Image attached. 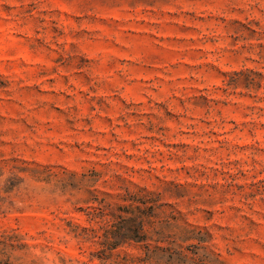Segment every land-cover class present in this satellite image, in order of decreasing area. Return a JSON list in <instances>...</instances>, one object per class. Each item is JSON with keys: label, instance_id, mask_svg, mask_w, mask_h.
<instances>
[{"label": "rangeland", "instance_id": "rangeland-1", "mask_svg": "<svg viewBox=\"0 0 264 264\" xmlns=\"http://www.w3.org/2000/svg\"><path fill=\"white\" fill-rule=\"evenodd\" d=\"M167 260L264 264V0H0V264Z\"/></svg>", "mask_w": 264, "mask_h": 264}, {"label": "trees", "instance_id": "trees-1", "mask_svg": "<svg viewBox=\"0 0 264 264\" xmlns=\"http://www.w3.org/2000/svg\"><path fill=\"white\" fill-rule=\"evenodd\" d=\"M144 226H145V222H144V220H142L141 222L138 223V225L135 227V229L133 230V232H131L132 234H130L129 236H127L128 239L129 240H134L137 243L146 242L148 240V236L143 233ZM147 252H149V249H147ZM151 258H152V256H150L149 254H147V259L149 260ZM170 261L171 260H167L166 263L173 264V262H170Z\"/></svg>", "mask_w": 264, "mask_h": 264}]
</instances>
